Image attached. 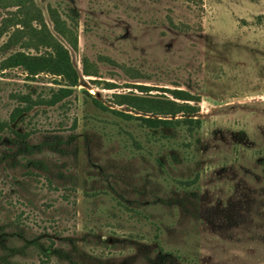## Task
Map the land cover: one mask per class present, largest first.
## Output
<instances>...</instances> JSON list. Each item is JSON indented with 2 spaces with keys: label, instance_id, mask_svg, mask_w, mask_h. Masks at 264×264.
I'll list each match as a JSON object with an SVG mask.
<instances>
[{
  "label": "rangeland",
  "instance_id": "obj_1",
  "mask_svg": "<svg viewBox=\"0 0 264 264\" xmlns=\"http://www.w3.org/2000/svg\"><path fill=\"white\" fill-rule=\"evenodd\" d=\"M5 1L0 23L16 9ZM35 4L51 31L49 7L71 24L77 48L59 38L78 82L62 101L10 122L27 136L0 133V264H264V0ZM6 37L0 61L19 50L1 47ZM83 59L96 76L83 73ZM63 83L0 70V120L24 106L18 96L48 98ZM171 89L199 98L201 127L188 150L175 148L192 156L166 164L164 181L151 162L157 148L117 132L144 143L134 121L93 100L136 115L114 94L171 98ZM195 174L182 194L173 179Z\"/></svg>",
  "mask_w": 264,
  "mask_h": 264
},
{
  "label": "trees",
  "instance_id": "obj_2",
  "mask_svg": "<svg viewBox=\"0 0 264 264\" xmlns=\"http://www.w3.org/2000/svg\"><path fill=\"white\" fill-rule=\"evenodd\" d=\"M6 1L5 7L8 6ZM12 1L15 3L16 9L10 10L6 16L1 18L0 38L4 35L7 36L1 47L9 49L14 45H18L19 50L10 53L0 61V70L21 67L27 76L31 78L40 73H46L61 77L64 81L61 84L62 86L52 91L48 98L34 100L27 94L18 96L24 106H16L8 120H0V133L10 130L17 136L25 137L28 134H21L12 130L10 122H13L18 115L30 111L37 104L55 105L68 97L73 87L77 85L78 72L71 61L67 47L59 38L61 37L70 47L76 49L77 37L71 24H67L55 8H48V15L52 23L51 31L44 21L41 11L37 8L35 0ZM29 49L34 50V53L26 51ZM40 49H42L41 52L39 51ZM82 66L84 74L97 75L95 71L87 68L85 59L82 61ZM56 83L60 84V82ZM137 87L141 89L140 91L147 92L149 90L146 86ZM167 91L170 92L171 98L114 94L117 105L125 104L136 110L137 113H142L136 115L107 108L100 101L93 100L96 107L111 112L119 120L125 121V125L134 121L133 124L144 135V143L134 137L132 131L124 126H118L117 132L126 133L131 142L139 149H144V151L151 153L154 148H157L156 155L151 153L153 156L151 162L162 170L158 174L163 176L164 181L172 177L168 175L169 172L165 168L166 164H179L192 156L188 151L177 153L175 148L188 150V147L198 141L199 137L194 136V134L197 133L198 135L201 127L200 118L194 116V113L198 111L197 102L199 98L186 90L171 89ZM180 113L181 117H176ZM167 148H169V153H159L161 150L166 151ZM198 177L199 174H195L193 177L187 175L184 179L173 180L176 182V186L179 184L181 187H177V189H183L182 194H185V191L197 182Z\"/></svg>",
  "mask_w": 264,
  "mask_h": 264
}]
</instances>
